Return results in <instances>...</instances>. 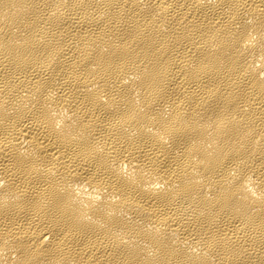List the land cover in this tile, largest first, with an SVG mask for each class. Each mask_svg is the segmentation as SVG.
I'll return each mask as SVG.
<instances>
[{"label": "bare ground", "instance_id": "obj_1", "mask_svg": "<svg viewBox=\"0 0 264 264\" xmlns=\"http://www.w3.org/2000/svg\"><path fill=\"white\" fill-rule=\"evenodd\" d=\"M0 264H264V0H0Z\"/></svg>", "mask_w": 264, "mask_h": 264}]
</instances>
